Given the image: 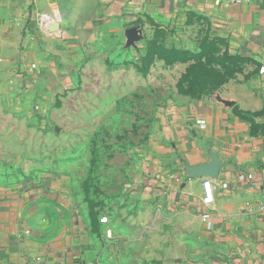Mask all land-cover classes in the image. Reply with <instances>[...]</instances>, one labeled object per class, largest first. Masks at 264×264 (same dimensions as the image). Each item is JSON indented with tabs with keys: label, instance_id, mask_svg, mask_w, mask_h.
Here are the masks:
<instances>
[{
	"label": "crops",
	"instance_id": "1",
	"mask_svg": "<svg viewBox=\"0 0 264 264\" xmlns=\"http://www.w3.org/2000/svg\"><path fill=\"white\" fill-rule=\"evenodd\" d=\"M36 11L59 20V36L38 30ZM157 41L163 51L215 45L234 68L220 88L184 90L163 59L173 98L133 192L163 215V264H264V0H0V112L35 123L58 84L81 81L78 70L117 82ZM204 179L215 188L209 205ZM24 191L0 186V261L70 260L65 246L48 254L35 238L42 219L25 210Z\"/></svg>",
	"mask_w": 264,
	"mask_h": 264
},
{
	"label": "rangeland",
	"instance_id": "2",
	"mask_svg": "<svg viewBox=\"0 0 264 264\" xmlns=\"http://www.w3.org/2000/svg\"><path fill=\"white\" fill-rule=\"evenodd\" d=\"M150 47L137 50L142 64L120 67L117 82L109 73L102 83L99 69L78 70L81 81L58 84L35 123L0 112V186L33 195L24 196L25 210H35L45 225L35 238L49 241L46 253L65 246L71 256L34 257L30 264H163V215L133 193L146 145L173 98L175 84L163 83V59L172 65L166 77L183 75L184 90L220 88L234 68L227 64L233 57L215 45Z\"/></svg>",
	"mask_w": 264,
	"mask_h": 264
},
{
	"label": "built area",
	"instance_id": "3",
	"mask_svg": "<svg viewBox=\"0 0 264 264\" xmlns=\"http://www.w3.org/2000/svg\"><path fill=\"white\" fill-rule=\"evenodd\" d=\"M34 21L36 24V27L40 31H48L51 34H54V36H59L58 29L60 27V22L59 20L53 16L52 14L49 13H44L41 11H36L34 14ZM261 73L264 72V66L261 68ZM199 124H204V121H199ZM249 178H252V174H248ZM202 186H203V202L205 205H209L213 203L215 200V188L212 184V182L209 179H204L202 181ZM224 187H227V184H224ZM208 215L205 214L204 218H206ZM101 222H107L108 218L107 216L101 217ZM110 232H108L109 234ZM0 264H30L29 259L24 258L21 260H4L0 261Z\"/></svg>",
	"mask_w": 264,
	"mask_h": 264
}]
</instances>
